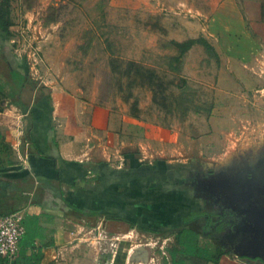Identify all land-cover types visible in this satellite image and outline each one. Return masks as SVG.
<instances>
[{"label":"rangeland","instance_id":"obj_1","mask_svg":"<svg viewBox=\"0 0 264 264\" xmlns=\"http://www.w3.org/2000/svg\"><path fill=\"white\" fill-rule=\"evenodd\" d=\"M5 2L12 23L10 42L14 54L30 62L31 82L48 86L68 82L91 91V96L112 107L119 120L130 117L178 134L169 153H143L148 161L174 166L167 169L163 164L164 168L153 170L147 164L140 169L139 176L148 179V184H158L146 186L143 192L147 204L156 205L149 207V221L143 222L137 214L140 206L135 198L129 200L132 205L120 206L123 190L112 184L111 207L95 220L121 219L123 234L110 229L101 235L96 230L91 236L95 235V251L105 245L111 264H171L176 229L170 228L181 224L191 212H206L207 219H213L215 209L198 205L190 196H178V202L186 200L187 205L177 215L158 206L163 187L185 190L180 184L182 172L193 167L217 169L236 162L246 165L243 169L255 165L251 171H242L240 184L249 180L247 174L253 179L264 174V41L257 42L250 57L241 54L245 60L240 63L241 76L197 45L187 53L181 71L174 72L169 67L174 52L164 48L165 43L199 37L209 42L215 36V15L210 8H200V0H0ZM186 106L190 111L182 119ZM112 176H116L114 183H120V175ZM172 191L168 193L173 195ZM133 192L137 191L127 192V197ZM201 220L186 227L198 232ZM199 246L214 254L219 243L200 235ZM226 257L264 264L230 254ZM97 258L95 264H103L99 255Z\"/></svg>","mask_w":264,"mask_h":264},{"label":"crops","instance_id":"obj_2","mask_svg":"<svg viewBox=\"0 0 264 264\" xmlns=\"http://www.w3.org/2000/svg\"><path fill=\"white\" fill-rule=\"evenodd\" d=\"M200 1V8H210L215 15L216 33L209 41L212 44L207 42L219 62L243 75L241 54L250 57L257 42L264 41V0L241 4L239 0ZM1 46L11 51L0 49V56L8 61L7 65L0 61L4 70L0 68V216L21 212L25 232L18 255L12 261L0 258V264H95L98 255L103 264H111L105 245L95 251L92 232L98 230L101 235L114 229L123 234V222L96 221L91 210L98 215L107 213L115 184L117 190H123L119 205H132L129 200L135 198L140 206L137 214L143 222L149 221L150 208L156 205L147 204L143 192L146 186L158 184H148V179L139 176L140 169L147 164L153 170L174 166L148 161L143 153H169L178 134L130 117L119 120L112 107L91 96V91L68 82L56 86L33 83L26 61L14 54L13 45L0 33ZM13 72L28 75V83L20 91ZM17 130L22 131L18 142ZM113 173L120 175V183H114ZM171 188L173 191L161 189L158 206L177 215L187 205L186 200L180 204L178 196H189L182 189ZM134 190L137 192L128 198L127 192ZM220 264L246 263L225 256Z\"/></svg>","mask_w":264,"mask_h":264},{"label":"flooded vegetation","instance_id":"obj_3","mask_svg":"<svg viewBox=\"0 0 264 264\" xmlns=\"http://www.w3.org/2000/svg\"><path fill=\"white\" fill-rule=\"evenodd\" d=\"M262 163L264 164V162ZM242 166L245 167L246 165L233 162L217 169L199 170L193 167L182 172L183 179L180 184L185 189V194H188L192 201L198 205H209L215 209L213 219L208 221L207 217L209 218V216L202 217V220L201 218L198 219L202 221L198 233L213 238L219 243L215 252L220 250L232 255L242 251L244 248L242 243L250 239V234L245 233L243 230L244 227H247V220L241 208H239L243 204H249L250 200H248V203L236 197L239 195L250 197V191L261 185L259 182L254 183L251 175L247 173H244L247 174L245 178H249V180H246L244 184L241 183V185L238 180L243 175L242 171L246 168L250 171L255 168V165L254 168L253 165H250L249 168L244 169ZM219 181L221 182L220 185L215 187L214 185ZM233 186L238 188L233 189ZM249 261L260 263L257 259Z\"/></svg>","mask_w":264,"mask_h":264},{"label":"trees","instance_id":"obj_4","mask_svg":"<svg viewBox=\"0 0 264 264\" xmlns=\"http://www.w3.org/2000/svg\"><path fill=\"white\" fill-rule=\"evenodd\" d=\"M11 25L9 5L6 2L0 3V33L3 34L8 41H10L11 38L9 30ZM196 45L200 46L208 56L213 57L217 62L219 61L213 47L206 39L199 37L197 39H188L183 42L169 41L165 43L163 47L171 49L174 52V55L169 60V67L174 72H180L187 53ZM0 49L1 51H11V48L7 46H1ZM0 61H2L5 65L8 63L5 55L0 56ZM131 66H133V64H131ZM146 72L150 73L152 75L151 77L156 79L155 75L151 71L146 70ZM13 74H15L17 78L16 88L20 91L23 87H25V84L28 83V75H23L18 72H13ZM159 88H162V86H159ZM154 95L156 94L154 93ZM155 97H153L154 102ZM176 105L180 107L181 103L178 102ZM134 108H136V102L133 104V109ZM189 111L190 110L187 106L183 107L180 117L182 119L187 117ZM79 211L81 214H85L84 210L80 209ZM91 216L97 217L99 215L97 211L91 210ZM206 216L208 215L204 212H191L183 218L181 224L170 228L171 230L176 229V232L173 234L176 249L171 255V264H187V262L190 264H220L221 259L227 255L220 250L214 254L207 253L199 246L200 234L193 229L186 227L187 224ZM177 254H179L180 257H177Z\"/></svg>","mask_w":264,"mask_h":264},{"label":"water","instance_id":"obj_5","mask_svg":"<svg viewBox=\"0 0 264 264\" xmlns=\"http://www.w3.org/2000/svg\"><path fill=\"white\" fill-rule=\"evenodd\" d=\"M252 181L259 182L261 186L250 191V197L244 195L236 197L248 203L250 200L249 204L239 206L247 220V227H244L243 230L250 234V239L242 243L244 247L242 251L232 255L248 260L257 259L264 263V174L256 179L252 178Z\"/></svg>","mask_w":264,"mask_h":264},{"label":"built area","instance_id":"obj_6","mask_svg":"<svg viewBox=\"0 0 264 264\" xmlns=\"http://www.w3.org/2000/svg\"><path fill=\"white\" fill-rule=\"evenodd\" d=\"M16 56L23 58L19 55ZM33 60L36 61L34 58ZM29 63L26 59V64L30 71ZM14 136L16 142H18L17 139L22 136V131L17 130ZM23 221L24 216L19 211L0 216V258L12 261L18 255L20 242L25 232Z\"/></svg>","mask_w":264,"mask_h":264}]
</instances>
